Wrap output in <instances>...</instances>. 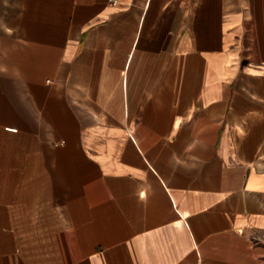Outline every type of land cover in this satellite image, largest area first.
I'll return each mask as SVG.
<instances>
[{
  "label": "crops",
  "instance_id": "obj_1",
  "mask_svg": "<svg viewBox=\"0 0 264 264\" xmlns=\"http://www.w3.org/2000/svg\"><path fill=\"white\" fill-rule=\"evenodd\" d=\"M0 264H264V0H0Z\"/></svg>",
  "mask_w": 264,
  "mask_h": 264
}]
</instances>
